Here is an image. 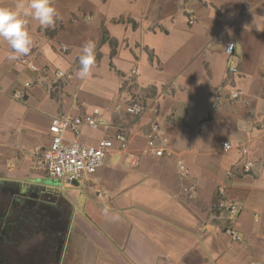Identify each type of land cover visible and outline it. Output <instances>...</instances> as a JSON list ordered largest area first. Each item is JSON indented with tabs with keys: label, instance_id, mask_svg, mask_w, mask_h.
<instances>
[{
	"label": "crops",
	"instance_id": "obj_1",
	"mask_svg": "<svg viewBox=\"0 0 264 264\" xmlns=\"http://www.w3.org/2000/svg\"><path fill=\"white\" fill-rule=\"evenodd\" d=\"M56 5L64 20L55 29L30 24L35 43L24 58L37 72L20 59L9 61L10 49L0 42V191L13 200L22 196L15 210L51 209L55 222H68L59 264H264V0ZM90 38L98 41L95 66L81 80L78 58ZM228 43L235 44V74ZM59 71L66 77L58 78ZM28 82L37 85L26 89ZM232 91H242L249 103H232ZM129 102L146 112L133 117L115 110ZM94 110L113 132L126 134L128 149L121 152L115 143L104 165L77 184L45 185L50 178L40 154L51 145L52 118ZM154 122L171 155L144 154ZM104 137L88 128L77 138L67 135L89 146ZM245 162L254 166L249 174ZM221 189L223 199L243 207L235 223L242 242L227 234L231 224L218 209ZM105 206L119 220L106 216Z\"/></svg>",
	"mask_w": 264,
	"mask_h": 264
},
{
	"label": "built area",
	"instance_id": "obj_2",
	"mask_svg": "<svg viewBox=\"0 0 264 264\" xmlns=\"http://www.w3.org/2000/svg\"><path fill=\"white\" fill-rule=\"evenodd\" d=\"M194 20H191L193 23ZM66 51V48L63 49ZM225 53L229 59V72L235 74L238 72V68L235 66V44L228 43L225 46ZM20 61L23 64H27V60L22 57ZM32 72H37L38 68L29 64ZM58 78H65L66 73L57 72ZM132 75H138L137 70L132 71ZM36 82H28L25 84L26 89L35 87ZM17 99H22V93H16ZM229 100L232 103L249 102L245 99V95L242 91H232L228 95ZM216 106L222 104L223 98L220 94L215 96ZM115 110L123 112L129 116L139 117L146 112V107L139 103H117ZM208 119L209 116L207 115ZM88 128L94 131H102L105 137L101 139L96 145L89 146L78 142L77 140L67 139V135L71 134L75 138L81 135L82 129ZM113 127L109 124L106 118L99 110H94L92 113L71 117V116H56L51 120L49 132L52 135V142L48 149L43 150L40 154L44 163L47 176L56 181L63 183L64 185L71 186L75 182H81L86 175L94 174L99 168H101L109 154L114 148L115 143L119 144L121 152H126L128 149V139L126 134L119 129L112 131ZM113 132V133H112ZM168 140L161 136V129L157 122H154L151 126L150 133L147 136V146L144 150L145 155H153L156 157H163L171 155V152L167 150L166 146ZM225 152L232 150V145L226 143L223 146ZM244 155L247 154L246 148L242 149ZM132 166H137V158H133L131 161ZM179 173L182 178L189 176V171L183 162H179ZM253 164L251 162H245L243 166V172L249 174L253 171ZM229 176H232L230 173ZM219 195L222 196L218 202V209L225 213L229 219L231 226L227 229V234L235 242H242L243 238L235 228V223L239 215L243 212V207L237 203L227 201L223 199L224 190L219 191Z\"/></svg>",
	"mask_w": 264,
	"mask_h": 264
},
{
	"label": "flooded vegetation",
	"instance_id": "obj_3",
	"mask_svg": "<svg viewBox=\"0 0 264 264\" xmlns=\"http://www.w3.org/2000/svg\"><path fill=\"white\" fill-rule=\"evenodd\" d=\"M21 199L0 191V264H59L68 222H55L56 212L51 209L19 214L15 209L22 205ZM25 206L36 204L24 202Z\"/></svg>",
	"mask_w": 264,
	"mask_h": 264
},
{
	"label": "clouds",
	"instance_id": "obj_4",
	"mask_svg": "<svg viewBox=\"0 0 264 264\" xmlns=\"http://www.w3.org/2000/svg\"><path fill=\"white\" fill-rule=\"evenodd\" d=\"M64 17L56 5V0H14L13 3H0V42L10 49L7 59L17 61L27 56L34 47V37L30 24L37 22L41 28L55 29ZM97 43L95 38L87 39L79 55V68L76 76L83 80L89 77L95 66ZM106 216L111 213L112 220H119V214L105 206Z\"/></svg>",
	"mask_w": 264,
	"mask_h": 264
},
{
	"label": "rangeland",
	"instance_id": "obj_5",
	"mask_svg": "<svg viewBox=\"0 0 264 264\" xmlns=\"http://www.w3.org/2000/svg\"><path fill=\"white\" fill-rule=\"evenodd\" d=\"M44 184L48 185V186H54V187H58L59 186V183H57L56 181H54L52 179H46ZM47 198H50V197H47ZM47 198L43 196V198H41V199L46 200ZM35 200H39V198H37Z\"/></svg>",
	"mask_w": 264,
	"mask_h": 264
},
{
	"label": "water",
	"instance_id": "obj_6",
	"mask_svg": "<svg viewBox=\"0 0 264 264\" xmlns=\"http://www.w3.org/2000/svg\"><path fill=\"white\" fill-rule=\"evenodd\" d=\"M74 184H77V182H75Z\"/></svg>",
	"mask_w": 264,
	"mask_h": 264
}]
</instances>
